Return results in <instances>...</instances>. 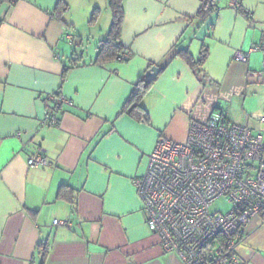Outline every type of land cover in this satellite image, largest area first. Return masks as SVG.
Here are the masks:
<instances>
[{
    "label": "crops",
    "instance_id": "0c3cea01",
    "mask_svg": "<svg viewBox=\"0 0 264 264\" xmlns=\"http://www.w3.org/2000/svg\"><path fill=\"white\" fill-rule=\"evenodd\" d=\"M202 2L123 0L122 60L97 62L113 20L109 0H0V264H184L147 227L135 180L161 137L186 142L192 123L216 109L257 129L264 112V51L256 49L264 0H215L203 22ZM203 45L200 76L173 56L185 49L198 59ZM239 53L248 61H236ZM152 66L166 68L143 99L149 121L140 122L123 109ZM49 96L69 101L57 125L45 124ZM38 151L48 164L30 167ZM62 185L68 198H58ZM40 244L49 246L44 263ZM236 251L243 264H264L260 219Z\"/></svg>",
    "mask_w": 264,
    "mask_h": 264
},
{
    "label": "built area",
    "instance_id": "2783aa9c",
    "mask_svg": "<svg viewBox=\"0 0 264 264\" xmlns=\"http://www.w3.org/2000/svg\"><path fill=\"white\" fill-rule=\"evenodd\" d=\"M256 49L264 51V44ZM248 58L239 53L235 60ZM47 101L54 105L45 124L57 125L58 106L69 101L62 96ZM255 118L257 129L234 123L216 109L207 122L192 123L186 142L161 137L146 174L135 180L147 227L159 236L164 251L184 264H243L237 247L254 219L264 223V112ZM47 164L40 151L28 159L30 167ZM222 197L231 210L212 213ZM54 225L67 223L55 220Z\"/></svg>",
    "mask_w": 264,
    "mask_h": 264
},
{
    "label": "trees",
    "instance_id": "16d2710c",
    "mask_svg": "<svg viewBox=\"0 0 264 264\" xmlns=\"http://www.w3.org/2000/svg\"><path fill=\"white\" fill-rule=\"evenodd\" d=\"M18 0H5L10 5H14ZM110 8L112 10V25L108 33L107 39L100 42L97 54V62H107L111 60H122L125 48L120 42L122 25L124 20L123 0H109ZM68 9V6L61 1L58 5L57 12L61 15ZM215 12V0H203L200 11L197 17L203 22L209 19ZM99 15V10L93 15L92 22H94ZM209 49L203 45L199 54V58L195 59L189 50L180 49L173 54L174 57L182 56L191 65L192 69L196 71V74L200 76L202 74V68L207 60ZM166 66L162 67L161 72L164 71ZM145 78H142L138 84L134 87L126 105L124 106L123 112L128 114L130 117L140 121L148 122L149 115L143 105V99L148 93L152 83L149 86H145ZM69 186L62 185L58 190V198L69 197ZM39 255L42 258V263L45 262L49 246L47 244H40L38 246Z\"/></svg>",
    "mask_w": 264,
    "mask_h": 264
},
{
    "label": "rangeland",
    "instance_id": "374dc122",
    "mask_svg": "<svg viewBox=\"0 0 264 264\" xmlns=\"http://www.w3.org/2000/svg\"><path fill=\"white\" fill-rule=\"evenodd\" d=\"M107 14L108 18L110 19V10L109 13H105V15ZM247 110L249 113V116H251L253 114V109H255L254 107V101L249 100L247 103ZM231 210V205L228 203L227 199L225 197L220 198L219 200H217L213 206L211 207V212L212 213H218V214H226Z\"/></svg>",
    "mask_w": 264,
    "mask_h": 264
},
{
    "label": "water",
    "instance_id": "95a60500",
    "mask_svg": "<svg viewBox=\"0 0 264 264\" xmlns=\"http://www.w3.org/2000/svg\"><path fill=\"white\" fill-rule=\"evenodd\" d=\"M160 71H161L160 68L157 66H152V68H150V70L146 73L144 79L146 87L155 81V79L160 74Z\"/></svg>",
    "mask_w": 264,
    "mask_h": 264
}]
</instances>
